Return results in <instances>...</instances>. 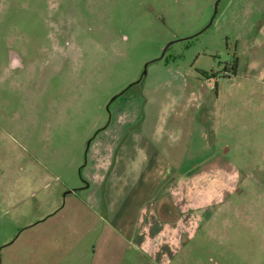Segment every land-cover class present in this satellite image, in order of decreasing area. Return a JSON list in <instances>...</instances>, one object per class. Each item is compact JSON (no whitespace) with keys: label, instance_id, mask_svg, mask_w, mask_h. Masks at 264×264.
<instances>
[{"label":"rangeland","instance_id":"rangeland-1","mask_svg":"<svg viewBox=\"0 0 264 264\" xmlns=\"http://www.w3.org/2000/svg\"><path fill=\"white\" fill-rule=\"evenodd\" d=\"M263 1L251 27L243 20L249 13L233 10L231 0H0V157L18 147L53 168L84 165L91 138L111 120L117 94L136 82L130 88L138 92L178 96L152 76L173 62L210 113L199 121L186 164L209 172L203 186L171 188L178 213L155 240L172 247L162 264H264V108L250 106L249 81L238 78L235 95L242 103L219 114L234 88L224 72L235 71L236 59L244 72L258 55L264 69ZM169 42L164 57L154 61ZM10 46L35 66H49L48 73L34 76L35 84L4 81ZM213 74L220 92L216 81L207 80ZM226 112L228 121L218 130L215 122ZM199 133L207 134L205 144ZM105 217L81 220L76 264H148L144 255L152 262L137 231L102 235ZM12 242L15 248L17 240Z\"/></svg>","mask_w":264,"mask_h":264},{"label":"crops","instance_id":"crops-1","mask_svg":"<svg viewBox=\"0 0 264 264\" xmlns=\"http://www.w3.org/2000/svg\"><path fill=\"white\" fill-rule=\"evenodd\" d=\"M231 1H235L233 10L244 9L242 11L249 13L243 20L255 27L259 11L256 5L262 0ZM226 6H230L229 3ZM6 49L8 63L1 70L4 81L10 79L23 85L32 82L34 76L35 80L42 79L48 73L49 66H35L33 59L26 58L16 47ZM44 53L41 52L42 58ZM259 59L258 55L251 58L243 72L239 70V58L236 71L224 72L234 88L228 93L226 103L219 106V114L224 115L226 108H233L228 112L235 111L242 103L235 95L238 78L249 81L246 98L250 106L264 108V69ZM172 64L167 61L155 69L152 76L160 80L161 87L175 90L178 96L165 100L160 94L138 92L135 86L114 98L110 105L111 120L91 138L87 161L82 166L53 168L34 159L27 149L11 150L7 141H2L4 147H8L0 157L3 264H76L72 257L81 247V220L101 219L104 212L106 221H103L102 235L137 231L135 235L142 251L151 252L150 260L162 264L163 252L170 254L172 247L165 243L158 247L155 240L178 213L171 188L203 186L209 172L199 163L186 164L189 145L192 149L195 147L194 132L199 130L201 121L210 119L209 110L195 93L194 84L186 81L182 69ZM208 76L207 80L216 81L215 88L220 92L216 75ZM192 78L199 80L197 73L192 72ZM224 118L227 119V112L223 118L218 117L219 123L215 122L218 130L226 124ZM198 138L206 143L208 137L206 133H199ZM164 204L173 207L172 215L163 214ZM108 217L117 219L116 223L107 220ZM97 219L89 224L90 232L94 231ZM12 238L17 240L15 248L11 246ZM147 257L144 255L145 263L154 264Z\"/></svg>","mask_w":264,"mask_h":264},{"label":"trees","instance_id":"trees-1","mask_svg":"<svg viewBox=\"0 0 264 264\" xmlns=\"http://www.w3.org/2000/svg\"><path fill=\"white\" fill-rule=\"evenodd\" d=\"M164 57V56H163ZM163 57H159V58H156L154 61H156V60H159V59H162ZM237 65H238V62H237V59H236V64L234 65V67H235V71H236V69H237ZM141 80V79H140ZM139 80V81H140ZM139 81H137V82H139ZM136 82H134V83H132L130 86H128L125 90H123L121 93H119V94H117L114 98H116V97H118L120 94H123V93H125V92H127L129 89H130V87L132 86V85H134Z\"/></svg>","mask_w":264,"mask_h":264},{"label":"flooded vegetation","instance_id":"flooded-vegetation-1","mask_svg":"<svg viewBox=\"0 0 264 264\" xmlns=\"http://www.w3.org/2000/svg\"><path fill=\"white\" fill-rule=\"evenodd\" d=\"M163 214L172 215L173 214V207L169 204L163 205Z\"/></svg>","mask_w":264,"mask_h":264},{"label":"water","instance_id":"water-1","mask_svg":"<svg viewBox=\"0 0 264 264\" xmlns=\"http://www.w3.org/2000/svg\"><path fill=\"white\" fill-rule=\"evenodd\" d=\"M217 3H218V2H217ZM217 3H216V5H217ZM171 44H172V42H169V43L165 46V48H164V50H163V53H162V56H160V57H163V56H164L166 50L168 49V47H169ZM144 74H146V70L144 71L143 75H144Z\"/></svg>","mask_w":264,"mask_h":264}]
</instances>
